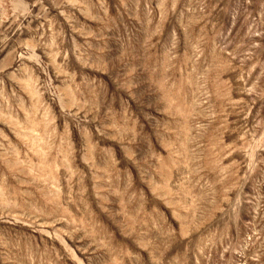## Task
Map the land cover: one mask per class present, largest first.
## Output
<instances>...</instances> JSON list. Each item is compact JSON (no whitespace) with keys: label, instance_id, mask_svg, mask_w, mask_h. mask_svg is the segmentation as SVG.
<instances>
[{"label":"rangeland","instance_id":"374dc122","mask_svg":"<svg viewBox=\"0 0 264 264\" xmlns=\"http://www.w3.org/2000/svg\"><path fill=\"white\" fill-rule=\"evenodd\" d=\"M0 264H264V0H0Z\"/></svg>","mask_w":264,"mask_h":264}]
</instances>
